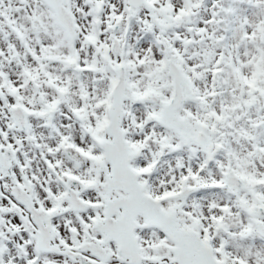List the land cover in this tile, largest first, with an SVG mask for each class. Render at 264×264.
I'll list each match as a JSON object with an SVG mask.
<instances>
[{"label": "snow or ice", "instance_id": "1", "mask_svg": "<svg viewBox=\"0 0 264 264\" xmlns=\"http://www.w3.org/2000/svg\"><path fill=\"white\" fill-rule=\"evenodd\" d=\"M0 264H264V0H0Z\"/></svg>", "mask_w": 264, "mask_h": 264}]
</instances>
